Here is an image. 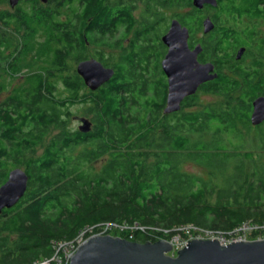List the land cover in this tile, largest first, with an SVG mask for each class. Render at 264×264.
Masks as SVG:
<instances>
[{
  "label": "trees",
  "instance_id": "16d2710c",
  "mask_svg": "<svg viewBox=\"0 0 264 264\" xmlns=\"http://www.w3.org/2000/svg\"><path fill=\"white\" fill-rule=\"evenodd\" d=\"M70 1L61 0V6ZM83 1L79 31L89 32L106 18L109 29L125 24L126 33L135 24L128 8L119 15L111 5L105 7L106 0ZM141 1L152 11L145 22L152 23L137 33L148 35L163 25L164 15L155 9L187 5L184 0ZM216 1L219 24L206 52L218 73L200 92L222 102L203 104L197 94L185 98L177 113L163 115L167 83L158 63L162 48L152 72L149 56L133 52L120 58L114 75L97 90L90 92L74 73L60 79L61 95L48 81L54 73L46 71L28 76L0 103V186L13 169L23 168L28 176L23 197L0 214V264H58L52 259L56 245L71 244L80 233L96 235L107 225L128 227L121 237L149 243L171 241L187 228L227 234L264 222V122L249 124L250 103L264 93V36L259 38L255 26L247 31L241 22L244 17L264 20V0ZM52 25L60 35L53 33L54 46L48 38L44 58L59 73L71 54L75 26L69 21ZM5 29H0L3 37ZM4 40L0 76L17 70L12 53L4 56L9 48ZM12 41L18 42L16 36ZM248 41L249 81L246 64L233 63L229 54ZM238 67L243 68L238 75L223 73V68L237 72ZM5 89L0 82V94ZM77 102L91 116L88 133L67 128L68 107ZM251 129L257 133L247 149L242 132ZM51 132L55 134L49 136ZM226 134L236 144L228 145ZM97 161L102 163L94 169ZM190 162L209 176L184 171Z\"/></svg>",
  "mask_w": 264,
  "mask_h": 264
},
{
  "label": "flooded vegetation",
  "instance_id": "af4514ba",
  "mask_svg": "<svg viewBox=\"0 0 264 264\" xmlns=\"http://www.w3.org/2000/svg\"><path fill=\"white\" fill-rule=\"evenodd\" d=\"M184 1L187 3V5H182L183 7H179L177 9L174 8L169 9L167 7L164 9L154 10V12L156 13L160 12L164 15V20L162 23L164 27V31L160 33L157 37L155 35L153 36V34L148 35L143 32L137 33V30H141V31L146 30L147 27L146 23H148V25L152 23V22H145L144 20L150 14H152V11L147 10V8H145L144 5V9L142 10L143 13L136 18L134 15V11L137 10L135 2L126 3L125 0H106L104 2L105 7L107 6L109 8V6L111 5L113 8L117 10L116 12H118L119 15H121L120 11H123L126 8L130 10L129 12L132 15L133 19L135 20V24H133L134 26L132 27V29H130L129 32L126 33L127 26L125 24H119L117 25V27L109 29L106 26L109 22L108 18L101 20L100 21L101 26L95 27L93 30L89 32L87 31L86 28L84 29V31H79L78 26H80L81 24V19L79 16L81 15V13H83L84 8L86 6V1L83 0H72L63 6H61L62 4H64L61 2V0H17L13 4V6L12 4H10L11 0H0V29H2L3 26L6 27L5 29L6 33L4 37L2 36L3 32L0 30V50L4 48V43H5L4 39L7 40L6 43L9 45V48L7 49L4 56L10 55L12 51L16 49L15 55L10 57L13 60L12 65L13 64L16 65L15 68L17 69L16 72H18V69L21 66L20 64L25 60L26 57L25 54H27V50L30 49L29 52L32 51L34 53V56L38 57L40 62L46 61V63L49 64L50 67L49 69H47V71H50L51 73L52 72L58 73L57 72L58 70L56 69H60V68L52 67V65H50L49 63V60L47 58H44L45 43L48 41V38L50 37L49 38L50 46H54L55 44H53L54 42L52 41L54 37L53 33H55L56 35H60V32L57 33L54 32V28L52 25L53 22L57 21V22L65 23L69 21L71 26H75V30L71 29L74 35L73 41L71 43L72 50H71V54L66 59L65 64L67 61L70 60H72V62L75 63L76 67L73 74L74 73L77 74L76 69L79 63L88 60L89 61L96 60L103 67L110 68L115 72L119 66L120 58L127 55L131 56L133 52H137L136 46L139 43L143 46L144 48L143 50L147 52L148 51L150 52V50L152 51V54L149 56V62H147V68L150 72H152L154 69L157 68V63H155L156 61L154 62L153 60L154 57L153 51L154 50L156 51L158 42H160L164 48L162 57L160 59L161 62L167 52L166 50L167 47L162 43L161 36L167 33L171 22L176 20L182 28H185L187 30V35H186L187 36L186 42L188 47L187 49H189L190 51H193L196 48L199 49L196 60L197 63L200 65L212 64L213 72L210 74L217 75L218 67L213 61H211L210 58L207 57L208 55L206 52V47L207 45L212 43L211 41L212 38L210 34H212L218 29L217 24H219L218 23L219 19L217 18L218 16L217 7L219 6V4L215 0L216 1L215 6L209 4H203L201 7H196L193 5V0H184ZM259 7L263 8L262 4H260ZM174 10H182L183 12L179 14L178 12H174ZM47 15H53L55 20L48 18ZM179 16L184 18L183 19L184 21H182L179 18ZM215 19H217V22H215ZM207 20H209L208 22L211 23L212 29H210L208 32H205L204 24L205 21ZM222 20L225 19L222 18ZM241 22L243 25H245L244 27H247V31L249 30V27L255 26L256 30L258 31L257 33L259 34V38L264 36V32H261L258 26L260 22H264L263 19L252 21L249 18L244 17V19H242ZM46 23L49 25V29L46 26ZM91 23H92V18H89L87 20L86 25L88 26ZM48 30L50 31V33H48ZM13 36H16L18 41H22V44L20 45L19 49L16 48L14 43H12ZM27 40L29 41L31 40L32 44L31 45L26 44ZM248 45H249V41L247 43H241L235 46V49L230 50L229 54L232 58L231 60L233 63H240L243 61L242 63L246 64L247 68L244 70L245 71L244 73L246 79H248L249 81L248 71H249V64L252 62V60L249 59L250 47ZM29 46H31V48ZM105 52L108 53L105 55L104 54ZM160 62L158 63L162 71ZM237 69H238L237 72H234V69L231 70L230 72L229 69L223 68V73L229 72L228 73L229 76H233L234 73L238 75L243 71V68L241 67H238L235 70ZM33 74L36 73H31L30 75ZM45 74H46V69H45ZM20 78L21 80L25 81L27 80L28 77L25 78L24 76H21ZM214 80L207 81L201 84L200 86H198L199 88L195 95L200 93L202 86L206 85L207 83L213 82ZM166 83H167V79H166ZM83 85L86 89H88L87 86L84 84V82ZM261 96H264V93L254 97L252 102L257 97L260 98ZM252 102L250 103L251 109L249 110L250 111L249 122H250V115L252 112L251 111ZM182 104H183V100L181 103V108H182ZM165 107L166 104L164 108ZM76 119H77L76 121L78 122L77 127L80 126L81 120L85 119L90 122V130L92 129L93 123L91 119H87L85 117H79ZM252 127H256V126H252Z\"/></svg>",
  "mask_w": 264,
  "mask_h": 264
},
{
  "label": "water",
  "instance_id": "95a60500",
  "mask_svg": "<svg viewBox=\"0 0 264 264\" xmlns=\"http://www.w3.org/2000/svg\"><path fill=\"white\" fill-rule=\"evenodd\" d=\"M17 0H11L12 6ZM216 5L215 0H193V5ZM205 21V32L212 29ZM187 30L174 20L167 33L161 36L167 52L161 63L167 79L166 107L163 115L177 113L182 100L193 96L201 84L217 78L212 64L197 63L199 49H187ZM77 74L91 91L97 90L114 75L110 68L103 67L96 60H88L77 65ZM250 123L257 126L264 121V96L252 102ZM81 133H88L90 122L82 119L78 127ZM7 180L0 186V214L4 209L15 206L25 194L28 176L16 168L8 172ZM176 252V256H166L172 246L166 241L135 243L123 237L91 236L77 247L68 264H264V240L225 244L219 240H192Z\"/></svg>",
  "mask_w": 264,
  "mask_h": 264
},
{
  "label": "rangeland",
  "instance_id": "374dc122",
  "mask_svg": "<svg viewBox=\"0 0 264 264\" xmlns=\"http://www.w3.org/2000/svg\"><path fill=\"white\" fill-rule=\"evenodd\" d=\"M126 3H133L135 2L136 4V11H134V15L135 17L137 18L140 14H142V10L144 9V3L141 1V0H125ZM174 12H178L179 14H181L183 11L182 10H174ZM153 22L155 19H152ZM259 26V30L261 32H264V22H260L258 24ZM158 29L157 33H154L155 36H158V34L162 33L164 31V27L163 25H160V26H157L156 27ZM153 35V36H154ZM14 45L16 46V48H20V45L22 44V41H18L17 42V45L14 42ZM25 43V42H24ZM26 44L28 45H31L32 42L31 40H27L26 41ZM31 48V46H29ZM162 45L161 46H157V50L153 51V60L155 63H157V59H156V56L157 54H159L161 52L160 49H162ZM136 51L137 52H143L146 56H150L152 54V51L150 50V52L148 51H145L143 50V46L139 43L137 44L136 46ZM16 50V49H15ZM15 50L12 51V55H15ZM147 50V49H146ZM108 52H105L104 54L106 55ZM26 57H25V60L20 64V68L18 69V72L14 73V74H6L5 72H2L1 76H0V82L5 86V91L3 93L0 94V103L8 96V94H10V92L14 89H17V88H20L21 86L24 85V80H21V76H24L25 78L28 77V75H30L31 73H43L45 74V69L47 71V69H49V64L46 63V61H43V62H40L38 57H35L34 56V53L31 52V53H28V54H25ZM111 55V54H110ZM162 57V56H161ZM160 57V59H161ZM38 59V60H37ZM160 59H159V62H160ZM148 62H149V57H148ZM158 64V63H157ZM65 69L59 73H54L53 74V77L50 76V78L48 79V81L51 83H53L55 85V89L58 91V93H61V95H65L63 89H62V84H61V80L64 76L68 75V74H73L74 70H75V63L72 62V60L70 61H67L66 62V65L64 66ZM201 103L203 104H211V103H219V102H222V99L221 97L219 96H210V95H206L204 93H198V99ZM84 103L82 102H77L73 105H70L68 107L69 109V112H70V117H69V121L67 123V128L70 130V131H76L77 130V125H78V122L76 121L77 119L76 118H79V117H85L87 119H91L90 115H86L85 112L83 111L84 109ZM196 107H192V108H185V110L187 111H190L192 109H195ZM199 108V107H198ZM256 131L254 129H251L249 130V132H242V135L244 138L243 141L247 143L246 145V148L248 149H251L250 147L253 145V140L255 139V136H256ZM53 134H55V132H51V135L49 136H52ZM209 134L206 135L205 139L209 138ZM226 137H229L230 138V142L228 143V145H231V144H236L235 140L233 138H231L232 136L229 135V134H226ZM254 146V145H253ZM37 154H40V151L37 152ZM102 161L100 162H96L94 163V169H97L100 167ZM183 168H184V171L188 172V173H191L193 175H196V176H200V177H203L204 179H206V177H208V173L201 167L193 164V163H186L185 166L183 165ZM23 170V168H20ZM218 181H221V180H218ZM105 228V227H104ZM103 228V229H104ZM252 228L249 227V226H244V227H241L240 228V233L239 234H246L248 235V230L250 231ZM108 233H104V235H110L111 237H119L122 233V231H119L115 228H112V229H108ZM105 232V231H104ZM182 234L180 235H176L172 240H173V246H174V251H177V250H180L181 247L184 245L183 243H185V241L188 242V240H190L191 238H193L194 236H197V231L193 230V229H185V230H181ZM126 233V232H124ZM84 233H80L79 237L81 240H86L88 238H90L91 236L85 238V236L83 235ZM127 234V233H126ZM183 236H186V238ZM212 236H216V237H222L224 235H222L221 233H217V234H214ZM249 236V235H248ZM121 237V236H120ZM62 247L61 246H57V251H58V255L62 254V250L61 249ZM64 254V252H63ZM62 254V255H63Z\"/></svg>",
  "mask_w": 264,
  "mask_h": 264
},
{
  "label": "built area",
  "instance_id": "2783aa9c",
  "mask_svg": "<svg viewBox=\"0 0 264 264\" xmlns=\"http://www.w3.org/2000/svg\"><path fill=\"white\" fill-rule=\"evenodd\" d=\"M244 226H249L252 228L250 231L248 230L249 236L246 234H239L240 228L244 227ZM112 228H115L119 231H124V232L128 231V227H121V226H117V225H111V226L107 225V226H105V228L100 233H97L96 235L97 236H105L104 233H108V231H109L108 229H112ZM214 234H217V233L204 232V231L200 230V231H197V236H194L190 240L199 239L201 241V240L209 239V240L214 241L217 239L219 241H222L225 244H232L235 242H249V241L264 240V222H262L260 224H244V225L240 226L239 228H236L231 233H227V234L221 233L222 235H224L222 237L212 236ZM96 235H93V236H96ZM127 238L130 239L131 236L129 235ZM86 240H84V242ZM190 240H188V242ZM84 242H83V240L80 239V237H78L77 239H75V241L71 242V244L70 243H67V244H60L59 243L58 245L62 247L61 249H63L61 252H62V254L64 252V254L58 255L59 250L57 251L58 245H56V251H55V254H54L52 259H54L58 264H68L69 263L68 261H70L71 257L75 254L76 250L78 249L77 247L84 244ZM188 242L185 241V243H183L184 245L181 247V249L183 247H185L187 245L186 243H188ZM45 263L42 262L39 264H45Z\"/></svg>",
  "mask_w": 264,
  "mask_h": 264
},
{
  "label": "bare ground",
  "instance_id": "6f19581e",
  "mask_svg": "<svg viewBox=\"0 0 264 264\" xmlns=\"http://www.w3.org/2000/svg\"><path fill=\"white\" fill-rule=\"evenodd\" d=\"M207 240H209V239H207ZM163 241H166V242L170 243V245L172 246L171 252L167 253L166 256H169V257H173L174 258L176 256V252L178 250L177 251H174L173 240H171V241L163 240ZM190 241H192V240H190Z\"/></svg>",
  "mask_w": 264,
  "mask_h": 264
}]
</instances>
